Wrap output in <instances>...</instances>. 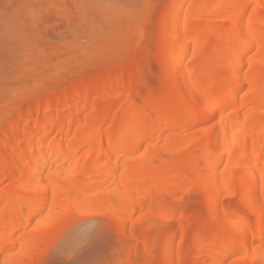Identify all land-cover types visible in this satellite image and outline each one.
<instances>
[{
    "label": "bare ground",
    "instance_id": "6f19581e",
    "mask_svg": "<svg viewBox=\"0 0 264 264\" xmlns=\"http://www.w3.org/2000/svg\"><path fill=\"white\" fill-rule=\"evenodd\" d=\"M198 1L167 8L160 55L171 82L146 94L123 81L108 94L127 88L115 108L88 92L58 94L3 130L17 135L0 153V264H39L46 243L96 208L120 233L137 215L168 223L167 199L193 192L210 209L208 234L199 232L209 242L187 249L180 226L164 235L166 258L264 264V0Z\"/></svg>",
    "mask_w": 264,
    "mask_h": 264
},
{
    "label": "rangeland",
    "instance_id": "374dc122",
    "mask_svg": "<svg viewBox=\"0 0 264 264\" xmlns=\"http://www.w3.org/2000/svg\"><path fill=\"white\" fill-rule=\"evenodd\" d=\"M177 1L0 0V153L5 152L3 141L17 135L15 130H3L9 124H23L20 119L29 106L36 118L39 110L49 106L50 97L65 93L84 98L90 93L89 103L98 99L102 106L112 102L114 106L127 88L121 86L113 98L109 91L123 81L143 83L145 93L150 86L151 90L152 86L160 88L163 79L171 82L170 75L164 74L160 40L170 13L167 8L172 9ZM65 100L62 98L61 109L68 102ZM167 200L168 223L167 219L160 221L156 212L133 217V225H140L136 238L129 231L132 222L127 232L120 233L119 222L105 209L75 215L69 227L43 246L39 264H174L166 258L170 251L163 247L164 237L175 236L185 225L187 249L194 252L206 246L209 239L199 232L208 234L206 214L210 209L200 192ZM235 201L225 199L227 204Z\"/></svg>",
    "mask_w": 264,
    "mask_h": 264
}]
</instances>
